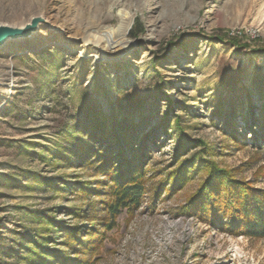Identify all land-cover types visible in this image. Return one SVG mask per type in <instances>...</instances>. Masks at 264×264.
I'll return each instance as SVG.
<instances>
[{
	"label": "rangeland",
	"instance_id": "rangeland-1",
	"mask_svg": "<svg viewBox=\"0 0 264 264\" xmlns=\"http://www.w3.org/2000/svg\"><path fill=\"white\" fill-rule=\"evenodd\" d=\"M34 17L0 51V264H264V238L186 213L206 171L166 182L202 159L264 190V0H0V25ZM128 125L146 192L112 214L75 152Z\"/></svg>",
	"mask_w": 264,
	"mask_h": 264
},
{
	"label": "trees",
	"instance_id": "trees-1",
	"mask_svg": "<svg viewBox=\"0 0 264 264\" xmlns=\"http://www.w3.org/2000/svg\"><path fill=\"white\" fill-rule=\"evenodd\" d=\"M138 31L136 27L134 38L139 36ZM105 131L101 137L103 146L94 149L81 143L75 152V160L94 166L98 175L108 178L110 194L115 201L109 210L115 214L120 207L139 205L140 197L146 192L143 154L138 155L139 151L145 150L146 141L138 147L135 137H130L129 125L111 131L105 128ZM123 136L124 142L121 141ZM190 163H183L166 180L176 188L183 183L186 171L191 168L195 169L190 172L192 174L198 170L206 171L207 176L200 190L189 199L186 213L200 216L207 223L222 227L227 233L264 238V190H256L245 181H237L231 173L220 170L214 163L208 164L202 159L199 162L191 160ZM74 237L72 241H76ZM40 249L44 252L43 247Z\"/></svg>",
	"mask_w": 264,
	"mask_h": 264
},
{
	"label": "water",
	"instance_id": "water-1",
	"mask_svg": "<svg viewBox=\"0 0 264 264\" xmlns=\"http://www.w3.org/2000/svg\"><path fill=\"white\" fill-rule=\"evenodd\" d=\"M47 22L42 17H34L30 23H27L23 27L15 28L8 25H0V50L10 43H18L19 41H27L34 33L37 32L40 24H46Z\"/></svg>",
	"mask_w": 264,
	"mask_h": 264
},
{
	"label": "bare ground",
	"instance_id": "bare-ground-1",
	"mask_svg": "<svg viewBox=\"0 0 264 264\" xmlns=\"http://www.w3.org/2000/svg\"><path fill=\"white\" fill-rule=\"evenodd\" d=\"M122 15H121V21H120V26H119V30H118V32L116 33V37L119 39H121V38H125V37H127V35H128V32H129V30H130V25H131V21H132V15L131 14H129L128 12H125V11H123L122 13H121ZM31 21V20H30ZM30 23V22H29ZM38 31V30H37ZM39 32V31H38ZM38 32H36V33H34V35L32 36V38H30L29 40H34V38H36V36L38 35L37 33ZM97 33V34H99L98 33V31H97V29H95L92 33ZM93 39L94 38H96V37H92ZM28 40V41H29ZM20 42V41H19ZM18 42V43H19ZM99 45V44H98ZM129 45H130V43H128L127 41H123L121 44L120 43H118V46L116 47L118 50L117 51H123V50H126V49H128L129 48ZM32 46H33V48L35 49V50H40V49H42V44L40 45V43L39 42H34L33 44H32ZM3 50V49H2ZM1 51V50H0Z\"/></svg>",
	"mask_w": 264,
	"mask_h": 264
}]
</instances>
